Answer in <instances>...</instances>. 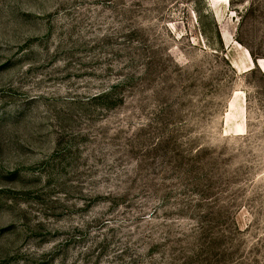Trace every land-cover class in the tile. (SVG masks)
Masks as SVG:
<instances>
[{
  "label": "rangeland",
  "instance_id": "374dc122",
  "mask_svg": "<svg viewBox=\"0 0 264 264\" xmlns=\"http://www.w3.org/2000/svg\"><path fill=\"white\" fill-rule=\"evenodd\" d=\"M0 264H264V0H0Z\"/></svg>",
  "mask_w": 264,
  "mask_h": 264
}]
</instances>
